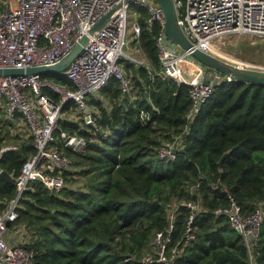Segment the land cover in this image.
I'll list each match as a JSON object with an SVG mask.
<instances>
[{
  "label": "trees",
  "instance_id": "1",
  "mask_svg": "<svg viewBox=\"0 0 264 264\" xmlns=\"http://www.w3.org/2000/svg\"><path fill=\"white\" fill-rule=\"evenodd\" d=\"M131 14L141 25L135 43L146 57L142 63L121 60L131 92L113 76L88 96L104 132L85 125L75 99L64 104L52 143L72 161V168L63 172L68 186L55 190L32 180L12 226L27 228L25 247L35 253L33 264H142L141 258L156 250L153 242L160 230L169 240L167 252L179 242L182 246L192 211L187 202L194 201L202 205L193 221L196 238L172 264H264V218L250 248L229 217L216 212L232 198L246 214L264 206V84H216L190 122L177 156L161 157L164 142L186 128L191 86L160 73L161 26L149 23L148 7L134 2ZM41 77L76 88L65 73L43 72ZM43 91L62 102L52 86ZM143 111L149 117L144 119ZM62 131L86 137L87 148L67 146ZM12 142L17 140L7 139L0 128V149ZM37 151L33 135L24 141L19 137L18 147L4 152L2 167L18 176ZM17 195L16 182L0 175V208L6 209Z\"/></svg>",
  "mask_w": 264,
  "mask_h": 264
},
{
  "label": "built area",
  "instance_id": "2",
  "mask_svg": "<svg viewBox=\"0 0 264 264\" xmlns=\"http://www.w3.org/2000/svg\"><path fill=\"white\" fill-rule=\"evenodd\" d=\"M148 7L149 23L158 22L161 31L157 36V46L161 59V74L166 78L190 84L192 105L187 113L185 130L170 139L160 149L163 158H175L184 146L185 134L190 122L215 90L216 84L232 78L196 59L190 52L180 47L166 33V15L157 0H137ZM179 23L193 47L215 54L231 65L247 68L264 75V63H253L240 56H224L225 43L229 35L251 34L264 38V0H175ZM120 4L113 17L100 30L91 29L114 7ZM131 3L127 0H2L0 2V67H27L31 65L54 64L69 53L83 36L89 40L80 55L64 71L76 85L74 90L44 80L41 74L0 75V106L7 103V113L15 117L22 113L29 125L38 149L16 176L18 195L6 210L0 209V264H33L35 253L25 247L30 234L24 225L12 223L18 218L17 208L23 192L32 180L39 179L49 188L61 190L68 186L63 172L72 168L68 155L53 145L55 130L62 116L64 104L75 99L78 112L85 125L101 130L98 112L88 103L90 94L98 93L113 76L121 79L126 91H130L122 58L131 57L126 51L128 44ZM135 39L141 33L137 19L132 21ZM224 53V54H223ZM132 58V57H131ZM134 59V58H132ZM136 60V59H135ZM191 61L196 68L185 71V63ZM52 86L62 94V102H56L43 91L44 86ZM142 117H149L143 111ZM104 132L103 130H101ZM106 134V132H105ZM67 146L76 151H84L88 139L77 133L62 131ZM16 145H6L0 149V173L3 171L1 159L5 151L16 149ZM58 171L57 173H55ZM192 209L186 223L185 239L167 252L168 239L163 231H158L154 239L157 247L153 253L141 258L142 264L160 260L172 264L183 252L184 246L196 238L193 221L201 209L200 202L190 201ZM177 208V206H176ZM219 214L229 217L232 226L240 232L251 248L261 232L264 206L246 214L235 200L227 206L216 209ZM173 218V215H172ZM173 224H171V227ZM12 228V229H11ZM13 232V235L10 234Z\"/></svg>",
  "mask_w": 264,
  "mask_h": 264
},
{
  "label": "water",
  "instance_id": "3",
  "mask_svg": "<svg viewBox=\"0 0 264 264\" xmlns=\"http://www.w3.org/2000/svg\"><path fill=\"white\" fill-rule=\"evenodd\" d=\"M131 4L137 0H127ZM163 7L166 15V28L165 31L168 36L180 47L190 50L191 54L205 65L216 68L217 70L229 75L232 80H241L251 83L264 84V75L249 71L247 68L231 65L218 55L203 51L199 48H195L192 42L185 34L182 26L179 23V16L176 7L175 0H157ZM120 4L111 9L92 29L91 32L100 30L107 22L113 17V15L119 9ZM89 37L83 36L79 42H77L72 50L67 53L60 61L54 64L44 65H31L27 67H0V75H20V74H41L43 72H59L64 71L70 66V64L80 55L84 46L87 44ZM229 151L225 152L221 157L219 164L223 165L225 157ZM5 179L16 182V176L10 173L7 169H3L0 173ZM11 221L8 220L7 224L10 226Z\"/></svg>",
  "mask_w": 264,
  "mask_h": 264
},
{
  "label": "rangeland",
  "instance_id": "4",
  "mask_svg": "<svg viewBox=\"0 0 264 264\" xmlns=\"http://www.w3.org/2000/svg\"><path fill=\"white\" fill-rule=\"evenodd\" d=\"M130 16H131V21L129 23V29L127 33L128 44L125 46V51L134 59H132L128 55L125 56V58L131 59L135 62L142 63L146 60V57L142 49L138 46L137 42L135 43L136 39L133 31L132 21L135 20L136 18L134 14H131V11H130ZM218 44L222 46L224 50L226 51L230 50L233 53L238 54L244 58L264 60V38L262 37L252 36L251 34H242V35L234 34L227 36L225 38V43H223L221 39L219 40ZM227 55H229V53L225 52L224 56ZM191 68H196V64L191 61H187L185 63V71L188 72ZM130 92H131V86H130ZM169 141L167 140L166 142ZM155 248L157 249V247ZM147 255L148 254L144 256Z\"/></svg>",
  "mask_w": 264,
  "mask_h": 264
},
{
  "label": "crops",
  "instance_id": "5",
  "mask_svg": "<svg viewBox=\"0 0 264 264\" xmlns=\"http://www.w3.org/2000/svg\"><path fill=\"white\" fill-rule=\"evenodd\" d=\"M227 52L230 53V55L232 54V55L240 56L238 54L233 53L230 50ZM240 57L243 58L244 60H247L253 63H264V60H258V59H252V58L249 59V58H244L242 56ZM0 128H1L2 135H4L7 139H10L12 141L17 140L16 143L12 142L8 145H16L18 147L19 137H20V141H24L26 137L31 135L28 122L25 116L21 112L18 113L15 117H10L8 115L6 101H4L2 106H0ZM10 234L13 235V232L10 231Z\"/></svg>",
  "mask_w": 264,
  "mask_h": 264
}]
</instances>
